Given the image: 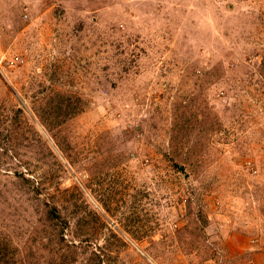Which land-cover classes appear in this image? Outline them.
<instances>
[{
	"label": "rangeland",
	"instance_id": "1",
	"mask_svg": "<svg viewBox=\"0 0 264 264\" xmlns=\"http://www.w3.org/2000/svg\"><path fill=\"white\" fill-rule=\"evenodd\" d=\"M67 253L264 264V0H0V264Z\"/></svg>",
	"mask_w": 264,
	"mask_h": 264
},
{
	"label": "trees",
	"instance_id": "2",
	"mask_svg": "<svg viewBox=\"0 0 264 264\" xmlns=\"http://www.w3.org/2000/svg\"><path fill=\"white\" fill-rule=\"evenodd\" d=\"M175 165H176L177 167H180L181 171H186L184 166H182V165H180V164H177V163H175ZM26 181H28V180H26ZM56 216L58 217L57 212H56L55 210L49 212V217H50L49 219H54ZM206 222H207V220H206ZM68 226H69V223H68L67 221H64L63 230L61 231V235H63V231H64L65 227H68ZM62 239H63V238H62ZM84 252H85V251H84ZM87 252H88V251H87ZM70 255H71V254H69V253H67L66 255H65V254H62V255H61V260H62V262H63L64 264H69V263L71 262V256H70ZM74 259H75V258H74ZM92 261H95V260L92 259ZM99 264H101V263H99Z\"/></svg>",
	"mask_w": 264,
	"mask_h": 264
}]
</instances>
